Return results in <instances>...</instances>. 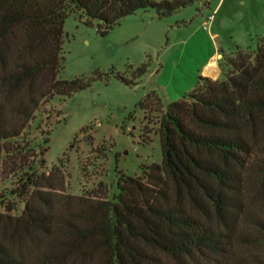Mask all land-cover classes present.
<instances>
[{
  "label": "trees",
  "instance_id": "16d2710c",
  "mask_svg": "<svg viewBox=\"0 0 264 264\" xmlns=\"http://www.w3.org/2000/svg\"><path fill=\"white\" fill-rule=\"evenodd\" d=\"M192 1L0 0V161L40 105L90 84L60 76L69 14L107 31L137 10L161 17ZM219 66L221 77L199 76L164 110L158 94H147L142 107L160 113L162 160L120 178L116 196L68 195L56 213L40 194L41 206L27 203L16 218L22 223L0 213V264H264V255L236 250L264 247V34L254 50L237 46ZM37 168L20 167L0 204L51 188Z\"/></svg>",
  "mask_w": 264,
  "mask_h": 264
},
{
  "label": "rangeland",
  "instance_id": "374dc122",
  "mask_svg": "<svg viewBox=\"0 0 264 264\" xmlns=\"http://www.w3.org/2000/svg\"><path fill=\"white\" fill-rule=\"evenodd\" d=\"M210 14L212 23L203 28ZM104 29L99 21L65 18L60 76L90 78V84L69 96L54 95L35 111L21 137L4 143L9 151L0 161V190L16 187L17 170L30 162L51 188L7 196L0 204L3 219L22 223L16 218L27 203L41 206L40 194L50 196L56 213L65 209L68 195L112 198L120 178L140 176L141 166L160 163V113L141 102L155 92L164 110L193 89L212 52L223 54L220 61L237 46L254 50L264 34V0H193L161 17L149 7ZM236 250L264 255V247L252 242Z\"/></svg>",
  "mask_w": 264,
  "mask_h": 264
},
{
  "label": "crops",
  "instance_id": "0c3cea01",
  "mask_svg": "<svg viewBox=\"0 0 264 264\" xmlns=\"http://www.w3.org/2000/svg\"><path fill=\"white\" fill-rule=\"evenodd\" d=\"M217 6L216 7H218V5H219V2L216 4ZM221 5V4H220ZM219 5V6H220ZM220 8V7H219ZM216 9V8H215ZM212 22H210V24H211ZM209 24V25H210ZM204 28V27H203ZM211 37L216 41V42H218L219 41V38H218V36H217V32L216 31H214L212 34H211ZM223 54H220V53H216L215 54V51L214 52H212L207 58H206V60L203 62V64L201 65V68H200V73H201V75H203V76H206V77H209V78H211V79H216V78H219V77H221V69H220V66H219V59H217V57L218 58H220V56H222ZM212 62H215V71L213 72V73H210L209 72V70H208V68H209V66L212 64Z\"/></svg>",
  "mask_w": 264,
  "mask_h": 264
},
{
  "label": "built area",
  "instance_id": "2783aa9c",
  "mask_svg": "<svg viewBox=\"0 0 264 264\" xmlns=\"http://www.w3.org/2000/svg\"><path fill=\"white\" fill-rule=\"evenodd\" d=\"M213 19V14L207 16V19L203 22V27L208 29L210 22Z\"/></svg>",
  "mask_w": 264,
  "mask_h": 264
},
{
  "label": "bare ground",
  "instance_id": "6f19581e",
  "mask_svg": "<svg viewBox=\"0 0 264 264\" xmlns=\"http://www.w3.org/2000/svg\"><path fill=\"white\" fill-rule=\"evenodd\" d=\"M214 67H215V62H212V64L208 68V70H209L210 73H213L215 71L214 70L215 69Z\"/></svg>",
  "mask_w": 264,
  "mask_h": 264
}]
</instances>
